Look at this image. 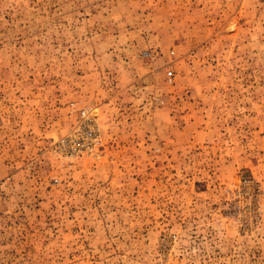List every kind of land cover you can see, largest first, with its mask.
Wrapping results in <instances>:
<instances>
[{
    "label": "rangeland",
    "instance_id": "obj_1",
    "mask_svg": "<svg viewBox=\"0 0 264 264\" xmlns=\"http://www.w3.org/2000/svg\"><path fill=\"white\" fill-rule=\"evenodd\" d=\"M0 264H264V0H0Z\"/></svg>",
    "mask_w": 264,
    "mask_h": 264
},
{
    "label": "built area",
    "instance_id": "obj_2",
    "mask_svg": "<svg viewBox=\"0 0 264 264\" xmlns=\"http://www.w3.org/2000/svg\"><path fill=\"white\" fill-rule=\"evenodd\" d=\"M167 76H170V73H167ZM79 119L81 123H86V126L90 120L89 118V111L86 109H80L78 111ZM83 138L80 140V148H85L86 150H92L93 148L99 145V140L95 136V133L91 128H88L83 132Z\"/></svg>",
    "mask_w": 264,
    "mask_h": 264
}]
</instances>
